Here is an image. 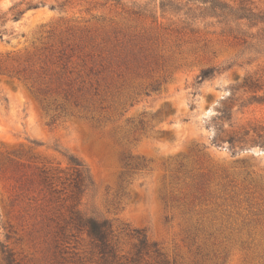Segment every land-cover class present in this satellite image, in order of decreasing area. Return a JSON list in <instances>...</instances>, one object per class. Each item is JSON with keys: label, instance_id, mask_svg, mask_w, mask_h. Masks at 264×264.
<instances>
[{"label": "rangeland", "instance_id": "obj_1", "mask_svg": "<svg viewBox=\"0 0 264 264\" xmlns=\"http://www.w3.org/2000/svg\"><path fill=\"white\" fill-rule=\"evenodd\" d=\"M159 2L0 0V264H103L41 179L70 158L125 264H264V47ZM134 229L163 255L134 262Z\"/></svg>", "mask_w": 264, "mask_h": 264}, {"label": "trees", "instance_id": "obj_2", "mask_svg": "<svg viewBox=\"0 0 264 264\" xmlns=\"http://www.w3.org/2000/svg\"><path fill=\"white\" fill-rule=\"evenodd\" d=\"M159 8L163 15L167 13L182 14L189 19L215 17L218 21L228 25L227 30L234 37H244V42L252 47H264V11L260 10L253 0H236L235 4L225 0H186L185 2L183 0H160ZM197 11H199L198 14H196ZM233 23L236 28L232 27ZM243 26L259 27L256 34L250 33L249 37H252V41H248L247 31ZM215 72L216 70L213 68L203 70L199 76L200 81L212 77ZM253 98L256 101L264 99L256 96ZM223 117L229 120L232 118L229 108L224 111ZM241 138L234 134L229 137V141L234 143ZM69 164L68 170L45 168L41 172L42 182L52 195L62 191L60 184L66 185L70 191L69 213L61 225L64 237L70 238L80 233H86L94 248L101 255L103 264H125L121 261L124 256L120 255L117 247L114 225L109 220L89 214L80 207L82 196L94 187V181L88 168L75 158H70ZM132 235L137 239L134 262L139 261L144 254L163 255L157 243L149 242L144 230L134 229ZM3 253L6 264H15V258L10 250L4 249Z\"/></svg>", "mask_w": 264, "mask_h": 264}]
</instances>
